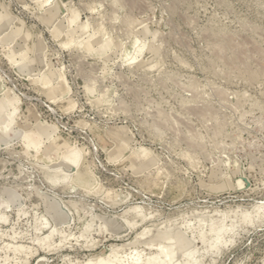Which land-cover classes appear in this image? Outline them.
<instances>
[{"label":"rangeland","instance_id":"374dc122","mask_svg":"<svg viewBox=\"0 0 264 264\" xmlns=\"http://www.w3.org/2000/svg\"><path fill=\"white\" fill-rule=\"evenodd\" d=\"M62 15L66 29L57 39L51 26ZM0 16V105L6 89L18 95L17 121L27 132L13 139L15 131L0 130V202L11 215L3 228L10 233L14 226L30 239L34 211H50L37 193L49 187L43 173L58 165L48 158L57 157V147L53 141L33 155L27 142L50 134L39 125L55 126L62 142L73 137L103 185L102 191L61 192L79 206L67 229L79 234L93 222L86 236L97 245L70 239L55 251L41 249L28 264H38L40 255L44 264H79L114 244L143 248L150 237L134 236L146 225L185 230L184 219L209 214L217 224L226 211L231 224L237 211L264 202V0H0ZM83 27L88 31L79 38ZM107 38L113 48L100 54L95 43ZM40 59L51 85L38 81ZM62 68L70 88L65 95L54 89ZM122 140L148 155L123 158ZM21 202L29 213L19 218ZM131 204H144L152 217L123 233L115 216ZM239 224L234 242L204 255L203 264H264V222ZM193 239L203 247L202 235Z\"/></svg>","mask_w":264,"mask_h":264},{"label":"bare ground","instance_id":"6f19581e","mask_svg":"<svg viewBox=\"0 0 264 264\" xmlns=\"http://www.w3.org/2000/svg\"><path fill=\"white\" fill-rule=\"evenodd\" d=\"M52 1L53 0H42V3H44L45 5H49L52 3ZM65 18L66 17L64 15L60 16L57 19V21L53 24V26H51L52 34L57 39H58V37H60L62 35L63 31L66 29ZM3 20L4 19L1 18V16H0V32L3 30L2 26H1L3 24ZM18 27L19 28L17 30H19V29L21 30L23 28L22 23L21 24L19 23ZM87 31H88L87 27L80 28L77 30L78 34H76V35L79 38H81L84 35H86ZM226 39H229V38H226ZM95 44H97V47L96 48L94 47V49L96 51H98L100 54H103V53L105 54V52H107L108 50L113 48V47H111L112 40L108 39V38L104 39L102 41L99 40ZM233 44H229V45L233 46ZM227 45H228V43H227ZM219 46L224 47V45H219ZM223 49L225 51V48H223ZM236 50L239 51V49H236ZM232 51H234V50H232ZM237 55H239V54L237 53ZM242 56H244V55H242ZM233 57H234V55H233ZM226 59H228V58H226ZM238 59H240V58H238ZM241 59H240V61L242 62ZM246 59H247V57H246ZM248 59H249V55H248ZM12 60L16 61L14 58H12ZM244 60L245 59H243V61ZM40 62L42 63V67L40 70L42 72V75L39 77L38 81L47 85V86L51 85L53 82L51 77L44 74V70H45L44 67H45L46 63L44 64L43 59H40ZM227 63H229V62H227ZM258 63H256V65ZM47 65H46V67H47ZM232 65H234V64H232ZM242 66L244 68L246 65L245 66L242 65ZM259 66L261 69V65H259ZM259 66L256 67V69L257 68L259 69ZM249 67L250 66H248V68ZM16 69L19 73H21L25 77L29 78V73H24L22 70H20L18 68H16ZM255 70H254V72H256ZM262 70H263V68L261 69V71ZM261 71H259V72H261ZM257 73L258 72H256V74ZM253 74H255V73H253ZM258 75L259 74H257L256 77ZM55 77H56L55 79L57 80L58 84L56 85V87L54 89H58L59 90L58 92H60L62 95H65L67 92H69L70 88L67 84V79H66V74H65L64 69L63 68L60 69L58 74ZM250 77H253V75L252 76L250 75ZM52 78H54V77H52ZM94 83L95 82H93V84ZM93 86L90 87V85H89L87 87V91H89V92L92 91ZM193 87L196 88L197 85L195 87V83H194ZM102 90H100V91L102 92ZM2 92H3V90H2ZM11 92H12V90L9 88V89H6L1 94L2 102L0 105V130H2L3 132L15 131L12 138L16 139L18 137L27 136L25 134L27 132H26V129L23 126H21L19 124V122L17 121L18 110L20 108V98L18 95H16V94L13 95ZM193 92H195V91H193ZM90 94H91V92H90ZM99 95H100V93H99ZM107 95H108L107 93L103 94L102 98L98 99L99 103L101 100L108 99ZM195 95H198V94H196V92H195ZM196 103H198V102H196ZM198 104H200V102ZM201 104L205 105L204 103H202V101H201ZM198 108H200V107H198ZM208 109H210V108H207V110ZM207 110H206L205 114L203 113V115H206V113L208 114V112H210V110L208 112H207ZM15 127L17 130H15ZM53 127H55V126H53V125L48 126L47 124L39 125L38 131L40 133L47 134V135L50 133L48 139L44 140L42 142H40V141L27 142V144L32 145L35 149L33 151V155L39 154L40 151L44 150V148L46 147V145L48 143H52L53 141L55 142V146L57 147L56 148L57 149L56 150L57 151V157H53L52 155L51 156L48 155V158L51 160H58V165L55 166V168H53V169L49 168V169L45 170L43 173L49 187L47 188V190H45V191L40 190L37 193L43 197V199L46 202V205L50 206V211L48 209H47L48 211L46 213H42V212L38 211L37 209L34 211V220L35 221L33 223L34 224L33 230L35 232V235L31 236L30 239L27 238V239H29V241H25L24 238L26 239V237L28 236L26 233L25 234L27 236L24 233H22L21 231H18L17 229H15L14 226L11 227L12 231L10 233L8 232L7 229L3 228V223H8L11 221V215L9 214L8 211H5L2 209V207H4L5 204L7 205V202L6 201L0 202V264H28L31 260V257L39 254V251L41 249L44 250L45 252H51L52 250L55 251V250L59 249L61 247V245H64L65 243H67L66 241H68V243H70L69 242L70 239H74V240L77 239L79 241L81 238H84L85 240L83 241V243H86L85 245L89 248L97 245L98 240L96 242L95 241L96 239L91 240L88 238V235L86 236V230H89V228L91 227V224L93 222L91 224H90V222L86 223L85 229L84 230L81 229L83 231L79 230V232L81 231L80 233L78 232L79 234L74 233L75 232L74 229H73L74 232L67 229V227H70L72 225V223L75 221V213L77 211H79V206L77 205L76 202L73 201V206H74V208H73L70 200L66 201L63 198V195L61 194V192L62 191L75 192V190L78 187L84 188L88 193L92 192V191L96 192V190L102 191L103 185L101 184V181H100L101 178L99 179L100 176L98 175L99 176L98 177L97 174L90 169V166L86 167L84 165V162L86 159L85 158V155H86L85 152L86 151H84L83 148L76 143L77 141H75L73 137H70L68 140L69 141L68 143L65 141L62 142L56 136V132L58 130L53 131L52 130V129H54ZM10 133L11 132H9V134ZM28 138H30V137H28ZM128 144L129 143L126 140H122V141H120V143L117 146L118 151L127 148L126 152L124 153L123 158L130 157L131 152H132L131 156H136V157L148 155V149L147 148L141 147L138 152L137 151L135 152L134 149L131 146H129ZM197 144H200V142ZM156 166H157V164H156ZM153 167H155V166H153ZM158 168H160V167H158ZM158 172L159 171L157 170V173ZM81 190H83V189H81ZM78 191L75 193L78 194ZM109 191H111L110 188L105 193H106V196H108L110 198L111 196H110ZM79 193H81V192H79ZM74 194H72V195L74 196ZM68 196H70V195H68ZM112 198H113V196H112ZM117 199H119V198H117ZM51 208L54 210L55 215L53 214V210L51 211ZM146 210L147 209H145L144 204H142V205L141 204H133V205L131 204V206L127 207L119 215L115 216V219H116L115 221L118 223V226L121 227V228L120 227L119 228L122 229V232L126 233L129 230L134 229L135 227H137L139 225L141 226V224L143 222H145L147 219H150L152 217L150 215V213L147 212ZM87 212H92V210L88 209ZM219 212H221V211H219ZM28 213L29 212L24 207V203L21 202L19 204V207L17 208V215L20 218L23 215H27ZM93 213H95V212H93ZM238 213L239 212L237 211V213L235 214L236 218L231 222V224L226 223L227 218L230 217V214L228 213V211H226V212L221 213L220 222H218L217 224L215 222V219H213L212 216H210L209 214H207V215L199 214L200 216H196L197 218H195V220H185L184 219L183 220V227L185 230H182V228H179L180 227L179 226L178 227L179 229L174 230V231H173V229L172 230L168 229L165 231L158 229L156 231H153L154 225L152 227L146 225L139 232H137V233L135 232L136 236H134L135 239L150 237V239L144 241L145 244H143V245H145V246L143 248H140V246L139 247L135 246L136 242H135V245L133 247L130 246L131 248H129V249L127 247L125 248V244H121V245L114 244L112 246L111 250H109L105 254H103V255L100 254L96 257L89 258L88 260L81 262L79 264H203L202 257L204 255H207L208 253H214V254L220 253V251L223 248L222 246L226 245L229 242H234V235L238 231V227L240 226V224H239L240 222L251 223V222H255V220H259L261 222L262 221L264 222V202H262V203L260 202V204H256L255 207L253 208V210H251V211H249V210L248 211L246 210L244 212L242 211L240 213V215H238ZM55 216L60 217L61 220L57 221L55 219ZM91 221H94V220H91ZM99 223H100V219H99ZM164 223H166V221L165 222L163 221V223L159 222L158 228L161 227L160 224L163 225ZM169 223H170V221H169ZM99 225H101L100 228L102 230L108 229L107 223H105V224L102 223ZM156 228H157V226H156ZM197 233L202 235V241H203V247L201 246L202 248H199L197 245L194 244L195 240L193 238H196ZM121 235L122 234H119V237ZM56 236L58 237L59 241L57 239H55ZM191 236H193V238ZM5 238H7V239H5ZM74 242H72V243H74ZM76 243L78 244V242H76ZM80 243H82V242H80ZM132 244H134V242ZM179 256H182L183 259L180 260ZM45 262H46V257L40 255L39 259H38V264H44Z\"/></svg>","mask_w":264,"mask_h":264}]
</instances>
